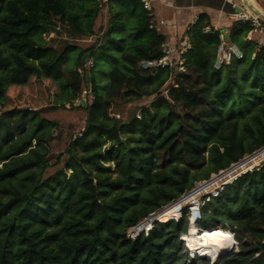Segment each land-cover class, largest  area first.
Returning a JSON list of instances; mask_svg holds the SVG:
<instances>
[{
    "label": "trees",
    "instance_id": "16d2710c",
    "mask_svg": "<svg viewBox=\"0 0 264 264\" xmlns=\"http://www.w3.org/2000/svg\"><path fill=\"white\" fill-rule=\"evenodd\" d=\"M105 8L100 44L80 54L84 72L65 79L74 47L58 53L38 36L55 22L72 35L93 36ZM252 28L231 21L228 38L243 57L216 69L221 31L200 13L185 30L186 72L162 68L153 75L138 63L160 58L167 35L142 0H0V108L7 90L30 76L60 82L72 93L69 101L83 82L93 96L85 132L66 149L64 168L46 179L57 124L27 108L0 115V264H211L183 239L196 228L234 234L240 250L216 264H264V163L206 201L200 217L192 215L194 226L184 214L129 234L196 182L264 147V44L247 39ZM84 55L93 60L89 69ZM101 64L112 67L104 96L95 78ZM133 100L150 104L119 125L113 104Z\"/></svg>",
    "mask_w": 264,
    "mask_h": 264
},
{
    "label": "rangeland",
    "instance_id": "374dc122",
    "mask_svg": "<svg viewBox=\"0 0 264 264\" xmlns=\"http://www.w3.org/2000/svg\"><path fill=\"white\" fill-rule=\"evenodd\" d=\"M251 1L262 11V14H264V0ZM106 24L107 9L105 8L101 11L95 23L93 36L82 37L72 35L67 28L55 22L54 30L38 36L37 39L44 46L52 47L58 53L63 52L69 47H74V49L70 51L68 61L63 66L64 78L68 79L74 71L83 69V67H80L78 64L80 54L100 44ZM85 56L86 55L83 56V59ZM111 69L112 67L109 64H101L95 70V78L99 85L98 92L100 96H104L106 93L109 85V72ZM80 88L78 96L73 101H69L72 93L70 90L63 89L60 82L46 77L39 78L36 76H30L25 84L10 87L6 92V102L5 105L0 108V115L4 111L13 108H27L32 111H38L39 119H48L57 124L56 129L53 131L52 136L48 141V159L50 167L42 175V179H46L55 172L64 168L66 162L68 161V155L65 153L66 149L73 139L81 136L86 130L87 110L85 105L92 102L93 96H85V99L87 100L85 105L74 106L73 103H75L77 99L83 97V91L85 89L90 91L89 83H81ZM149 104L150 103L140 102L139 100H133L127 103L117 102L113 104L110 110V115L111 117L118 119V124L122 125L138 116L141 113L143 106ZM111 143L112 142L110 140H106V146L111 145ZM262 163H264V147L258 149L252 154L244 156L228 169L222 170L216 174H211L209 179L196 182L191 190L185 192L180 198L172 201L149 217L151 220L146 219L135 226L133 230L131 229L133 231L131 232V235L135 236L137 232L145 231L147 227L149 228V226L151 228L155 221L166 222L169 220H179L184 214L189 217L190 225L194 226V220L197 217L192 219V215L197 213V209L199 212V218L201 207L206 201H208L211 197L216 196L224 186L230 184L239 175L259 167ZM69 174H71V171H69ZM175 208L179 209L176 213L177 215L171 216V218L167 215L159 219L166 211L173 210ZM193 208L194 212L192 213ZM192 233H195L196 236L194 237ZM227 233L228 240L232 245V248L229 250L231 251V255L238 252L240 249L235 240L234 234L230 231ZM201 235L202 233L197 228L191 229L188 235H185L183 239L188 246L189 240L197 238ZM189 249L192 255H197L192 252L190 247ZM206 255H210L209 259L211 260V264H214V262L217 261L214 260V254L212 252ZM258 256L259 254L256 255V257Z\"/></svg>",
    "mask_w": 264,
    "mask_h": 264
},
{
    "label": "built area",
    "instance_id": "2783aa9c",
    "mask_svg": "<svg viewBox=\"0 0 264 264\" xmlns=\"http://www.w3.org/2000/svg\"><path fill=\"white\" fill-rule=\"evenodd\" d=\"M103 2L106 0H102ZM152 1L153 0H142V3L146 10L150 13V15L153 16V7H152ZM227 3H229L233 11L229 14L230 21H249L252 25V30L248 33L247 39L253 40L258 39L264 44V23L261 20L260 17L255 16L251 11H249L244 5L242 0H225ZM241 8V10H238ZM197 20V17L194 18L192 23H194ZM163 23V21H161ZM214 29L218 30L214 27ZM189 30V26L186 28V31ZM204 32L209 33L211 32L210 27H207ZM228 35L221 32L220 34V43L218 45L217 54H216V60H215V68L220 69L222 66L228 64L232 58H242L243 53L239 49V47L230 42L229 39H227ZM190 48V42L189 37L187 34H184L181 39L179 40H173V41H166L162 45V56L160 58L156 59H146L142 60L138 63V69L141 71L150 72L151 74L155 75L159 69L162 68H176V70L181 72H186V67L184 66V59L182 55L187 52V50ZM85 68L89 69L93 65V60L89 57L86 58L85 61ZM78 72L83 73L84 69H78ZM91 90H84L83 91V97L80 99H77L75 101L74 106H80L86 104L85 96H91ZM139 116V115H138ZM148 220H151L148 218ZM150 229L147 228L146 230ZM133 230V228H132ZM132 230L129 231L130 236ZM139 232L136 233V235ZM135 235V236H136ZM132 236V237H135Z\"/></svg>",
    "mask_w": 264,
    "mask_h": 264
},
{
    "label": "crops",
    "instance_id": "0c3cea01",
    "mask_svg": "<svg viewBox=\"0 0 264 264\" xmlns=\"http://www.w3.org/2000/svg\"><path fill=\"white\" fill-rule=\"evenodd\" d=\"M152 7L154 22L169 42L182 37L194 18L203 12L208 13L215 28L229 34V14L233 8L225 0H153Z\"/></svg>",
    "mask_w": 264,
    "mask_h": 264
},
{
    "label": "bare ground",
    "instance_id": "6f19581e",
    "mask_svg": "<svg viewBox=\"0 0 264 264\" xmlns=\"http://www.w3.org/2000/svg\"><path fill=\"white\" fill-rule=\"evenodd\" d=\"M192 212L194 211L192 210ZM201 233V236L188 241V246L194 254L207 256L206 254L212 252L214 254V260H217L222 253L227 252L232 248V245L228 240V233L223 230H203Z\"/></svg>",
    "mask_w": 264,
    "mask_h": 264
},
{
    "label": "water",
    "instance_id": "95a60500",
    "mask_svg": "<svg viewBox=\"0 0 264 264\" xmlns=\"http://www.w3.org/2000/svg\"><path fill=\"white\" fill-rule=\"evenodd\" d=\"M242 2H243V5H244L249 11H251L255 16L260 17L261 20H262L263 23H264V15H263V14L260 12V10H259V9H258L253 3H252L251 0H242ZM238 10H241V8H239ZM226 38L229 39L228 36H227ZM87 57H88V55H86V56L84 57V63H85ZM87 79H88V77H87ZM111 131L114 132V133H117V127L114 126V127L111 129ZM242 174H243V173H242ZM239 176H240V175H239ZM239 176H238V177H239ZM235 179H236V178H235ZM235 179H234V180H235ZM230 252H231V251H227V252L222 253V255L218 257L217 261H215L214 264H216V263H217L222 257L227 256V255H230Z\"/></svg>",
    "mask_w": 264,
    "mask_h": 264
}]
</instances>
